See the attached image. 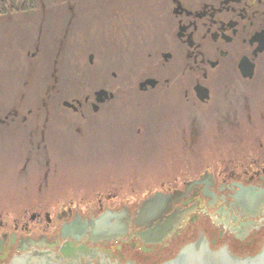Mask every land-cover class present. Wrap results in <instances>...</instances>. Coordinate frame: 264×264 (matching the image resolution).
I'll list each match as a JSON object with an SVG mask.
<instances>
[{
	"label": "flooded vegetation",
	"instance_id": "af4514ba",
	"mask_svg": "<svg viewBox=\"0 0 264 264\" xmlns=\"http://www.w3.org/2000/svg\"><path fill=\"white\" fill-rule=\"evenodd\" d=\"M29 1L19 2L24 5ZM19 2L12 1L16 5ZM150 3L151 19L158 29L148 56L155 58L153 66L157 69L155 80L146 81L140 89L142 97L157 100L154 107L139 102L141 109L151 111L146 122L134 116L116 121V108L110 109L116 93L101 87L83 98L63 99L60 108L22 111L17 106L1 112L0 137L5 141L14 135L23 138L21 150H16L17 159L10 160L13 176L9 181L20 185L36 182L37 174L33 172L39 169L46 171L38 180L48 182L53 176L51 165L58 152L53 147V129L60 123L65 126L67 115L88 125L97 123L102 116L109 119L107 125L95 126L96 144L110 145V150L101 148L104 155L97 154L103 155L105 161L115 159L109 154L117 152L118 143L130 146L135 138L149 139L146 147L154 150L158 137L160 151L171 152V147L182 153L178 162L174 161L176 167L171 162L168 170L162 171L157 189L142 188L150 191L143 197L137 194L139 184L118 183L132 170L133 166L128 165L119 169H127L126 173L101 186L52 189L51 193L27 191L17 204L1 198L0 264H25L30 260L35 264L50 260L53 264H78L80 258L95 256L99 250L122 255L129 248L135 250L136 257L144 255L145 263L153 259L167 263L173 254L162 256L167 250L195 237V245L199 246L207 231L218 226L224 231L215 229L214 239L233 234L232 240L250 247L249 252L264 240V132H257L264 126V0ZM3 4L0 1L1 14L8 11ZM113 75L117 76L115 72ZM123 112L130 113L127 108ZM254 116L258 117L256 122ZM253 130L257 133L253 134ZM216 131L220 135L218 148L228 152L218 157L217 168L205 161ZM73 145L79 147L70 142L65 150L68 157L69 153L76 154ZM233 164V170L228 171V165ZM125 189L132 191V197L115 195ZM85 192L93 195L80 206L68 198L70 193ZM35 200L42 202L33 204ZM147 200L151 205L143 210ZM154 210L158 213L148 216ZM104 216V220L96 222ZM219 218L235 227L250 220L257 227L242 237L238 229L233 231L232 226L218 222ZM99 223L102 225L98 227ZM111 224L114 225L106 229ZM99 245L100 249L94 248ZM229 254L240 258L232 251ZM180 255L182 251L173 259Z\"/></svg>",
	"mask_w": 264,
	"mask_h": 264
},
{
	"label": "rangeland",
	"instance_id": "374dc122",
	"mask_svg": "<svg viewBox=\"0 0 264 264\" xmlns=\"http://www.w3.org/2000/svg\"><path fill=\"white\" fill-rule=\"evenodd\" d=\"M0 1L4 2L3 5L8 10L7 13L1 14L0 9V113L17 106L22 111L60 108L61 101L65 98H83L95 88L105 87L116 93V98L110 106V109L116 108V121L128 116L139 118L141 123L148 120L151 111L141 109L143 106H139V102L151 103L154 107L157 100L156 97L155 100L154 97H142L140 89L143 83L156 77L157 69L153 66L155 58L148 56L153 50L152 41L158 27L151 19L153 6L150 0H30L24 5L19 2L21 0H17V5L12 3L15 0ZM13 6L15 9H12ZM156 44L160 45L158 42ZM161 47L162 45L158 46ZM90 60L93 62L90 63ZM114 72L117 76L113 75ZM125 108L130 111L129 115L123 112ZM107 120L109 119L102 116L97 123L88 125L81 124V120L78 122L67 115L64 118L67 126L60 123L61 126L53 129V147L58 154H54L55 163L52 162L51 165L53 176L48 182L38 180L46 171L44 168L33 172L37 174L36 182L20 185L9 181L13 176L10 160L17 159L16 150H21L24 141L21 135H14L7 141L0 137V201L4 202L1 198L7 197V200L17 204L24 193L29 191V194L38 189L51 193L52 189L60 191L62 188L101 186L126 173L127 169H119L128 165L133 166L132 170L125 174V180L122 179L118 183L139 184L141 188L137 194L142 193L141 197L146 196L149 189H157L163 176L162 171L168 170L172 164L176 167L182 153L174 152L171 147V152L160 151L158 137L152 146L154 150H148L146 147L149 139L135 138L133 142H129L130 146L118 143V148L115 147L117 152L109 154L115 155V159L107 158L105 161L101 148L107 147L110 150V145L96 144L95 126L107 125ZM257 120L258 117L254 116V121ZM215 125L216 123L213 126ZM258 131L264 132V126ZM251 132L257 133L255 130ZM219 138L220 135L216 131L210 139L212 148L205 153V161H210L215 168L220 163L218 157L222 158L228 153L218 148ZM66 141L67 147L64 146ZM70 142L79 147L73 145L76 154L69 153L68 157L65 150L69 148ZM98 152L103 154L102 157L97 155ZM64 154L67 158H63ZM61 160L63 162L59 163ZM174 161H177L176 165ZM57 164L58 170L55 169ZM233 168L234 164L228 165V171ZM105 179L107 181H104ZM147 186L149 189H142ZM131 192L125 189L117 191L115 195L132 197ZM71 193L68 198L72 197L77 206L88 202L89 197L93 195L90 192ZM103 200L108 203L105 197ZM36 202L42 201L35 200L32 203ZM215 229L224 231L223 227H215L207 231L199 246L195 245V237L193 240L182 241L179 246L171 251L167 250L162 256L168 257L167 254L173 252L171 260L187 246H194L195 253H200L205 248L213 252L224 249L232 251L240 258L257 255L264 249V240L254 247V252H249L250 247L240 246L232 240L233 234L225 233L222 238L214 239ZM101 246L94 248L100 249ZM108 252L99 250L95 256L80 258L81 263L78 264H166L154 259L145 263L142 259L144 255L136 257L133 254L135 250L131 248L127 254L122 255L115 251ZM32 257L37 259L34 254ZM33 262L35 264V261Z\"/></svg>",
	"mask_w": 264,
	"mask_h": 264
},
{
	"label": "bare ground",
	"instance_id": "6f19581e",
	"mask_svg": "<svg viewBox=\"0 0 264 264\" xmlns=\"http://www.w3.org/2000/svg\"><path fill=\"white\" fill-rule=\"evenodd\" d=\"M151 205V204H150ZM149 205V206H150ZM159 205V204H158ZM157 205V206H158ZM156 205H154L152 208L154 209ZM154 213H158L157 210L152 211L148 216L152 217ZM158 216V215H157ZM149 219V218H148ZM145 220V219H144ZM147 220V219H146ZM220 223H223L225 226H232L231 229L235 231L236 229L239 230V236H246L248 231L254 226L257 227V224L255 222H251L250 220L247 221V223H239V227L233 226L231 223L226 221V219H218ZM101 222V221H100ZM102 223L98 224L97 226H101ZM114 224H111L107 226L106 229H110ZM102 229V228H101ZM103 230V229H102ZM208 249V248H207ZM206 248L204 251H201L200 253H195L194 246H187L182 249V255L180 258L172 259V261L167 262L166 264H264V249L257 255L248 256L247 258H235L232 255L229 254L227 250H222L218 252H213L211 250H207ZM194 250V251H193ZM86 252V251H84ZM33 262V261H32ZM30 261H24L25 264H31ZM53 264L52 260L47 261L46 264ZM22 264V263H19ZM39 264H45L43 262ZM71 264H73L71 262ZM128 264H133L129 262Z\"/></svg>",
	"mask_w": 264,
	"mask_h": 264
},
{
	"label": "water",
	"instance_id": "95a60500",
	"mask_svg": "<svg viewBox=\"0 0 264 264\" xmlns=\"http://www.w3.org/2000/svg\"><path fill=\"white\" fill-rule=\"evenodd\" d=\"M102 92H103V91H102ZM102 92H101V93H102ZM150 203H151V200H147V202H145L144 205H143V210H146V209L148 208V206L150 205ZM105 216H106V215H105ZM105 216H104V217H101V218H99V219H97L96 222H99L100 220H104ZM137 222H138V220H137ZM180 256H181V255H180ZM180 256H178V257H180Z\"/></svg>",
	"mask_w": 264,
	"mask_h": 264
}]
</instances>
